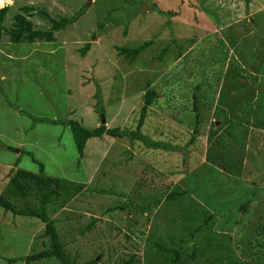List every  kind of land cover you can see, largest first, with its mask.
<instances>
[{
	"label": "rangeland",
	"instance_id": "1",
	"mask_svg": "<svg viewBox=\"0 0 264 264\" xmlns=\"http://www.w3.org/2000/svg\"><path fill=\"white\" fill-rule=\"evenodd\" d=\"M129 1L11 0L0 6L9 7L5 27L11 25L12 16L24 6L32 8L30 21L36 30L49 29L51 24L48 18L60 20L79 12L81 14L76 23L54 35V42L13 45L4 36L0 44V74H3L0 76V195L18 168L39 173L38 164L32 161L30 154L42 163L46 176L83 184L84 196H80L81 192L65 208L54 215L50 214V218L56 221L58 237L64 245L68 263L82 264L95 259L97 264H122L133 255L134 264H146L149 254L147 245L130 233L131 227L126 223L129 219L127 211L117 209L111 213L112 217L103 215L108 207L116 205L112 201L118 198L112 197V201H107V195L93 197V189H105V182L114 184L111 179V158H108L112 156V151L119 156L129 149L132 152V146L127 138L120 141L109 136L93 138L87 141L84 155L80 157L67 127L40 122L39 119H70L88 128L104 124L107 127L133 129L143 105L146 81L159 94L158 103L149 108L144 121V128L149 130L145 134L142 131L143 135L154 141L168 142L185 149L193 126L191 95L197 83L203 84L200 95L210 97L211 106L207 107L205 103L207 109L201 134L196 136L192 145H187V156L181 155L179 150L139 151L140 156H135L129 162L125 167L127 170L122 171H125L123 175L136 186H142L141 189L151 187L154 191L164 190L166 186L176 184L178 179L181 182L186 174L164 177V169L154 164L155 158L164 159L169 171L185 161L188 173L207 174L205 182H201L203 186L218 185L226 182L227 176L230 177L227 185L234 188L226 193L228 197L225 202L238 198L239 193L235 191L237 181L245 183L250 189L254 188L252 183H256L261 187L260 193L249 195L252 201L250 207L264 209V0ZM212 11H215V15ZM40 12H44L48 18L40 15ZM107 13L111 14L104 29L98 30L96 25L103 24ZM261 21L262 26L259 24ZM92 34L96 35L94 41ZM89 41L91 49L82 57L79 49ZM150 41L153 43L133 63L119 54V47L137 48ZM220 41L223 45H220ZM163 48H167L165 59L168 62L173 60L169 66L166 62H157L156 57ZM220 49H227L224 57ZM177 51L184 53L180 60L172 56ZM172 74L175 76L167 79ZM216 76H219L217 86ZM167 82L170 85H165ZM211 83L216 87L213 94L206 87ZM96 86L99 90L103 88L101 96L104 95L103 105L107 112L101 120L98 113L92 110ZM66 92H71V95ZM166 94L174 95L173 107L166 104ZM243 106L250 107L247 113L249 120L245 122L243 118L240 122L245 130L240 142L242 145L234 142L235 148L224 138L227 145L221 146L213 140L210 158L215 161L211 167L206 162L208 136L221 139L228 121L237 122L241 118L238 110ZM217 109L219 116L224 114L226 120H218L215 115ZM34 118L37 120L33 121ZM235 130L241 132L238 127ZM224 147L231 149V153ZM138 148H141L140 143L135 141L134 154ZM242 148L246 149L247 155H251L245 158L239 152ZM18 159L20 162L16 167L14 163ZM103 159L108 163L104 164L106 177L102 178L99 168ZM259 159L263 164H260L262 169L258 171L254 164ZM249 165L254 172L249 173ZM229 167L236 169L229 171ZM183 182L178 185L183 187ZM133 187L127 185L126 189L132 190ZM189 189L192 191V187ZM188 199L192 202L184 209L162 202L157 212L153 211L156 213L152 220L164 226L167 219H172L173 226L180 224V219L185 223L188 213L197 210L198 202L203 203L192 194H188ZM121 200L122 203L126 202L125 199ZM28 202L32 206L36 204L32 198ZM17 206L25 208L26 204L20 202ZM85 208L88 210L84 211ZM238 212L236 210L232 215ZM92 219H96V222L91 230L86 231ZM195 221L188 223L190 229L196 228ZM245 223L249 226L250 237H255L258 232L264 234V220L244 222L239 226L241 231L245 229ZM165 230L161 233L169 235ZM241 231L237 232V236H241ZM44 233L45 226L41 221L13 216L0 208V264H25L20 261L7 263V260L49 248L50 242L43 236ZM237 236L235 234L234 238ZM191 237L190 230L183 232L180 227L179 240L188 243ZM203 246V251H196V258L186 253L189 256L182 258V264H233L211 261L210 258H216V253L205 243ZM209 252H212L211 255ZM227 255L220 258L226 260ZM237 255L234 252L233 258H243ZM44 261L34 264H61L57 259Z\"/></svg>",
	"mask_w": 264,
	"mask_h": 264
},
{
	"label": "trees",
	"instance_id": "2",
	"mask_svg": "<svg viewBox=\"0 0 264 264\" xmlns=\"http://www.w3.org/2000/svg\"><path fill=\"white\" fill-rule=\"evenodd\" d=\"M126 2L130 1L126 0ZM5 3H9V0H2V5ZM153 8L156 9L154 5ZM32 11L33 10L31 7H22L19 12L15 13L12 16L13 22L11 23V25L9 27H5L4 22L7 19L9 7L6 6L0 9V44L2 37L4 36L7 37L9 43L13 45H17L20 43L32 44L36 41L46 43L54 42V35L64 30L67 26L76 23L81 15L79 12L74 14L70 18H61L60 20H55L48 18V16L44 12H40V15L49 19L51 27L47 30H36L33 23L30 21V18L33 16ZM158 12L160 14L163 13L161 11ZM110 14L111 13H107V16H105L104 18L105 21H103V24L98 23L96 25L98 30L104 29L105 22L108 21V16ZM212 14L215 15V11H212ZM255 22L257 21H254V23ZM259 24L262 26V21ZM91 39L94 41L96 39V35L92 34ZM152 43L153 41H150L138 46L137 48L119 47L118 51L119 54L125 56V59H127L129 63H133L138 58L139 54L144 52L145 49ZM220 45H223L221 41ZM223 48L225 47L223 46ZM90 49L91 41L86 42L83 47L79 49V53L82 57H84L86 56L87 52L90 51ZM219 52L224 57V54H227V49H220ZM166 53L167 48H163L156 59L159 64L166 62L167 66H169L168 64L173 60L168 62L165 59ZM183 55L184 53H179L177 51V53L172 56H174V58L176 57L177 60H180L183 58ZM174 68L175 67H173V69ZM173 76L175 75L172 74L171 76H168L167 79ZM218 80L219 76H216V86L218 85ZM144 85L147 89L145 94L143 95V105L139 112L137 125L133 129L107 127L104 124H101L98 127L88 128L81 122L70 119H39V121L46 122L51 125H62L64 127H67L68 130H70L72 133L74 143L80 157H83L86 143L90 139H102V137L104 136H110L116 139V141H120V139L127 138L130 145L132 146L131 148L133 154L131 152V149H129L128 151H123L121 154H119V156H121L119 157L112 151V156L108 158H111L110 170L112 173V178H110L113 180L114 184L108 185L105 182L103 184L105 189H93V197L97 198V196L107 195V201H112V197L118 198L116 201H112L113 203H116V205L113 207H108L105 211H103V215L107 214L109 217H112L111 213L116 211L117 209L127 211L126 214L129 219H127L126 223L128 224V227H131L132 231H130V233L135 235L139 240H141V242H144L147 245L146 251L149 252V254L146 256V264H182L183 257H188L191 254L192 258H196V251H203L204 243L206 247H208L209 249H213V251L216 253V258L211 259L209 257L211 261L220 263L228 261L233 264H264V234L258 232L255 237H250L248 235L249 226H247V223H245V229L243 231H241L239 228L242 223L247 221L264 220V209L261 208L256 210V208L252 209L253 207H250V203L252 201L249 195H259L260 193L261 187H258L256 183H252L254 185V188L250 189V187H247L245 183L237 181L238 186L235 188V191L239 193L238 198L229 202H225L228 197L227 194L232 192L234 188L227 185V180L229 181L228 178L230 177L227 176V180L224 183L220 182L218 185L207 184V186H203L201 182L204 181L207 174L198 175L197 172H192L191 174L188 173V164H186L185 161L184 163H181L180 166H175L172 171H169L167 169V162L164 163V159L155 158L156 160L154 161V164H158L162 169H164V177H178L184 176L182 175V173L186 174V176L181 179V182H183V180L187 181L183 182V187L178 185L181 183L180 179H178V182L176 184L166 186L164 190L156 189L154 191V189H152L151 187L141 189L142 186H136V183H131V179L123 175L127 170L125 167L129 165V162H132V160L135 159V156H140L138 155L139 151L141 153H144L146 149L167 152H177V150H179L182 152L181 155L187 156V145H192L196 136L201 134L202 123L205 117V110L207 109L205 107V103L207 107L211 106V104L209 103L210 97H201L200 95V90L203 84L197 83L193 87V94L191 95L193 126L191 127L192 131L190 134V139L186 143L185 149L173 146L168 142L154 141L147 135H143V133L145 134L149 130L148 128H144V121L147 117L149 108L158 103L159 94L153 88H151L150 82L146 81ZM165 85L170 84L167 82L165 83ZM206 87L211 94H213L216 89V87L212 83L211 85H206ZM100 90L96 86V91L93 95L96 106L94 107V103V108L92 107V110L98 113V117L100 118L99 120L102 119V117H100V114L106 115L107 113L103 105L104 95L101 96V94H103V88H100ZM66 94L71 95V92H66ZM173 96V94H166V97L164 95V98H167L166 104L169 107H173L175 104V102L173 101ZM218 99L220 102V95ZM239 102L240 100L238 99L237 103L239 104ZM249 107L246 108L243 106L238 110L241 114V118H239L237 122L234 120L228 121V125L226 126L224 135L221 137V139L218 137L214 138V136H208V147L206 150V156H208L206 162L208 165L212 167V162L215 161L214 159L210 158L211 153L213 152V149L211 148V142L213 140L221 146L227 145V142L224 140V138H226V140H228V142L231 143L234 147L235 143L240 144V146L242 145V143L240 142L243 140L241 138H244L245 130L242 125H240V122L243 118L245 119V122L249 120V116H247ZM19 111L20 110L17 111L18 114ZM86 111L87 109L84 111V113H86ZM219 112V109H217L215 113L218 120H226L224 114L221 117L219 116ZM35 120L37 119L34 118L33 121ZM237 127L241 132L235 130V128ZM135 141H138L140 143L141 148H138L134 154L133 146L135 144ZM224 149H226L228 152L230 151L231 153V149H227L225 147ZM245 150L246 149L242 148L239 152L244 155L245 158H247V156L251 154L247 155L248 152H245ZM29 156L31 157L33 162L38 164L39 173L34 174L19 168L14 171L12 176L6 183L2 194L0 195V208H2L4 212L12 213L13 216L30 217L41 221L45 226V233L43 236L48 238L50 246L49 248H46L39 253H32L23 257H15L13 259H9L7 260V263L20 261L25 264H34L37 261H44L46 259H57L61 262V264H77L75 262L68 263L66 261L64 255V245H62L59 240L55 225L56 221L50 218V214L54 215L59 210L65 208L81 192L82 193L80 194V196H84V185L81 183H74L72 181H65L63 179L46 176L44 174V167L42 163L34 159L31 154ZM19 162L20 159H18L14 163V165H16L17 167L19 165ZM107 163L108 162L103 159V162L101 163V166L99 168V174L102 178L106 177V171H104L103 169H105L104 164ZM255 163L256 164H254V166L256 167V170L259 171L260 169H262L260 164H263V162L260 159L259 161L255 160ZM182 167H184L183 170L181 169ZM225 167L226 166H223V168ZM234 169L236 168L231 169V167H229V171H233ZM123 170L125 171L122 173ZM247 170L249 171V173L254 172L250 165ZM237 176H239V174H237ZM189 182L194 184H191ZM127 185H134V187L132 190H127ZM189 187H192V191L189 189ZM145 191H147L146 194H144ZM188 194L196 196V198L202 200L203 203L200 204L198 202L200 206L197 204V210L188 213L187 217L185 218V223L183 219H180L181 223L173 226L171 222L172 219H167L165 220L166 222H164V226L160 222L152 220L162 202H165V204H170L171 207H179L181 209H184L185 205L189 206L192 201L188 199ZM30 198L36 200L35 205L32 206L29 204L28 199ZM121 199H125L126 202L124 201V203H122L123 201ZM20 202H24L26 204V207L21 208L17 206ZM86 210L88 209L85 208L84 211ZM154 210H156V212H153ZM236 210L240 212L232 215V212ZM237 214H239L238 218L236 217ZM194 219H196L194 223L196 224V228L190 229L191 227H188V223L192 222ZM95 222L96 219H92L85 230H91ZM180 227L182 228L183 232L190 230V234L192 236L190 242L185 243L184 240H179L178 232L180 231ZM163 229H166L165 231H168L169 235H167V233L162 234L161 231ZM256 230L257 227H255V231ZM239 231L242 232L241 236H237V232ZM233 234L234 236L236 234L237 237L234 238ZM190 244H192V247L189 248ZM234 252L235 254L237 253L238 255H242L243 258L241 260L237 258L238 260H236L235 258H233ZM186 253H188L189 255H185ZM211 253L212 252H209L210 255ZM224 254H228L227 256H225L226 260H224V258H220L221 256H224ZM134 259L135 257L131 255L126 260L122 261V264H134ZM245 259H247V261ZM82 264H97V262L95 259H92Z\"/></svg>",
	"mask_w": 264,
	"mask_h": 264
},
{
	"label": "clouds",
	"instance_id": "3",
	"mask_svg": "<svg viewBox=\"0 0 264 264\" xmlns=\"http://www.w3.org/2000/svg\"><path fill=\"white\" fill-rule=\"evenodd\" d=\"M9 2H11V0H9ZM0 6H2V0H0ZM6 7V6H5ZM4 8V7H2ZM1 9V8H0ZM103 114H100V116L102 117ZM104 123V122H103ZM110 137V136H109ZM125 139V138H124ZM137 142V141H136Z\"/></svg>",
	"mask_w": 264,
	"mask_h": 264
},
{
	"label": "water",
	"instance_id": "4",
	"mask_svg": "<svg viewBox=\"0 0 264 264\" xmlns=\"http://www.w3.org/2000/svg\"><path fill=\"white\" fill-rule=\"evenodd\" d=\"M2 75H3V74L1 73L0 76L2 77ZM103 122H104V121H103Z\"/></svg>",
	"mask_w": 264,
	"mask_h": 264
}]
</instances>
